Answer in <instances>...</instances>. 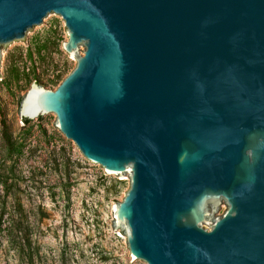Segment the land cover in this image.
Here are the masks:
<instances>
[{"label":"water","instance_id":"95a60500","mask_svg":"<svg viewBox=\"0 0 264 264\" xmlns=\"http://www.w3.org/2000/svg\"><path fill=\"white\" fill-rule=\"evenodd\" d=\"M62 17L77 61L21 118L57 127L130 187L141 264H264V0H0L5 52Z\"/></svg>","mask_w":264,"mask_h":264},{"label":"rangeland","instance_id":"374dc122","mask_svg":"<svg viewBox=\"0 0 264 264\" xmlns=\"http://www.w3.org/2000/svg\"><path fill=\"white\" fill-rule=\"evenodd\" d=\"M66 40V24L58 17L48 19L30 44L5 52L0 264H141L114 219L130 178L114 180L87 159L59 131L57 118L39 124L21 118V102L36 75L56 89L75 68L77 61L63 48Z\"/></svg>","mask_w":264,"mask_h":264},{"label":"trees","instance_id":"16d2710c","mask_svg":"<svg viewBox=\"0 0 264 264\" xmlns=\"http://www.w3.org/2000/svg\"><path fill=\"white\" fill-rule=\"evenodd\" d=\"M32 54H33V53L31 52V53H30V56H31ZM34 80H35L37 83H39V84H43V80H42L39 76H37V75L35 76ZM0 111H1V110H0ZM23 121H24L25 123H28L30 120L24 118ZM3 125L5 126V123H4V122H3ZM7 137H8V136H7Z\"/></svg>","mask_w":264,"mask_h":264}]
</instances>
